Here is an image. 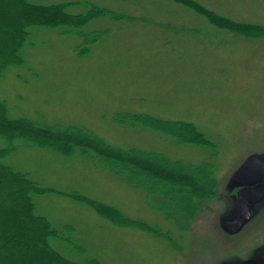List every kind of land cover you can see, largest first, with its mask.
Returning <instances> with one entry per match:
<instances>
[{
    "label": "rangeland",
    "instance_id": "374dc122",
    "mask_svg": "<svg viewBox=\"0 0 264 264\" xmlns=\"http://www.w3.org/2000/svg\"><path fill=\"white\" fill-rule=\"evenodd\" d=\"M30 1L90 3L110 14L74 6L70 17L55 20L58 27L29 28L24 64L0 77V101L12 119L82 127L116 148L208 163L219 183L184 230L179 216L149 204L152 182L128 185L93 152L78 149L67 157L16 141L5 164L52 191L36 195L38 214L60 231L73 226L75 245L58 239L52 245L72 264H246L264 245V200L253 207L251 228L231 235L222 225L234 220L239 189L232 177L251 154L264 152V0ZM83 20L84 27L73 25ZM96 33V41L86 40ZM140 116L193 123L216 151L180 144ZM6 147L0 138V149ZM21 248L12 252L13 262L4 254L0 264L37 257L30 246Z\"/></svg>",
    "mask_w": 264,
    "mask_h": 264
},
{
    "label": "trees",
    "instance_id": "16d2710c",
    "mask_svg": "<svg viewBox=\"0 0 264 264\" xmlns=\"http://www.w3.org/2000/svg\"><path fill=\"white\" fill-rule=\"evenodd\" d=\"M188 3L191 5L193 2ZM89 4L70 2L42 7L31 3L30 0H0V77L11 65L24 64L21 52L29 42L30 27H58L55 20L58 21L60 15L70 17L67 9L74 6L88 8L89 15L110 14L108 10H101L100 7ZM37 10L42 12H36ZM197 10L202 11L200 8ZM87 22L88 20H83L73 25L82 28ZM100 35L101 33H96L86 40L96 41ZM117 119L119 120L118 117ZM139 121L166 132L180 144L204 146L216 151L217 144L208 139L193 123L159 121L147 116H140ZM0 138L8 142V147L0 149V191L2 188L6 189L4 194L1 195L0 192V200L6 201L5 205L0 201V260L7 254L13 262L15 256L13 257L12 252L28 245L34 254L37 253V257L26 264H72L52 245V240L58 239L75 245L69 236L73 226L66 225L65 229L60 231L54 228L46 216L38 214L36 195L52 191L41 186L28 173L16 171L5 164L4 159L15 148L16 141L25 140L36 147L46 148L67 157L72 156L78 149L85 154L93 152L111 173L128 185L144 188L150 185L143 180L152 182L153 187L150 186L147 190L153 200L151 202L148 198L149 204L165 214L170 212L169 218H173L172 214L179 216L185 221L184 230H188L191 222L202 211L203 203L216 196L219 186L211 164L190 165L182 161L173 162L156 153L116 148L82 127H43L28 118L12 119L5 101H0ZM70 196L81 201L85 199L78 194ZM164 199L168 200V207L165 202L162 203ZM170 209L174 211L171 212ZM8 210H12V216L5 214ZM144 228L149 227L144 225ZM150 230L153 231L154 228L150 227ZM156 232L160 234L159 231ZM10 260L1 264H13ZM81 264L100 263L90 259Z\"/></svg>",
    "mask_w": 264,
    "mask_h": 264
},
{
    "label": "water",
    "instance_id": "95a60500",
    "mask_svg": "<svg viewBox=\"0 0 264 264\" xmlns=\"http://www.w3.org/2000/svg\"><path fill=\"white\" fill-rule=\"evenodd\" d=\"M236 194L233 211L235 222H224L223 229L231 235L238 234L252 217V206L264 200V152L251 154L232 177ZM264 259V247L255 253L252 263Z\"/></svg>",
    "mask_w": 264,
    "mask_h": 264
},
{
    "label": "flooded vegetation",
    "instance_id": "af4514ba",
    "mask_svg": "<svg viewBox=\"0 0 264 264\" xmlns=\"http://www.w3.org/2000/svg\"><path fill=\"white\" fill-rule=\"evenodd\" d=\"M235 194H236V192H235ZM256 206V205H255ZM256 213H257V210H256ZM234 218V217H233ZM255 218V211H254V208H253V206H252V217H251V219H250V221H249V223L247 224V225H245L244 227H243V229L245 228V227H250L251 228V221L253 222V219ZM236 220L234 219L233 220V222H235ZM243 229H242V231H243ZM241 231V232H242ZM240 233V232H239ZM238 233V234H239ZM235 235H237V234H235ZM264 247V245H261L260 247H258V249H260V248H263ZM257 249V250H258ZM256 250V251H257ZM256 251H255V253H256ZM255 258V254H254V256L249 260V261H247L246 262V264H264V259H262V261L261 262H259V263H252V261H253V259Z\"/></svg>",
    "mask_w": 264,
    "mask_h": 264
}]
</instances>
